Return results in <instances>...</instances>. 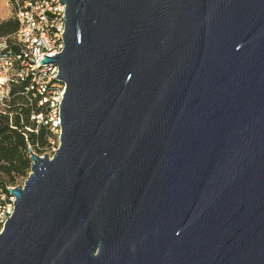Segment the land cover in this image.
<instances>
[{
	"label": "water",
	"instance_id": "1",
	"mask_svg": "<svg viewBox=\"0 0 264 264\" xmlns=\"http://www.w3.org/2000/svg\"><path fill=\"white\" fill-rule=\"evenodd\" d=\"M60 1L59 146L0 264H264V0Z\"/></svg>",
	"mask_w": 264,
	"mask_h": 264
},
{
	"label": "built area",
	"instance_id": "2",
	"mask_svg": "<svg viewBox=\"0 0 264 264\" xmlns=\"http://www.w3.org/2000/svg\"><path fill=\"white\" fill-rule=\"evenodd\" d=\"M9 7L16 30L0 37V114L1 108L22 97L31 110L30 121L56 138L57 142L47 137V147L38 155L52 158L59 146L65 85L56 79V65L39 63L43 56L53 57L64 48L65 5L60 0H9ZM17 86L20 91L13 92ZM27 149L32 151L29 145ZM18 186L23 185L0 187V235L14 212L15 197L9 190Z\"/></svg>",
	"mask_w": 264,
	"mask_h": 264
},
{
	"label": "trees",
	"instance_id": "3",
	"mask_svg": "<svg viewBox=\"0 0 264 264\" xmlns=\"http://www.w3.org/2000/svg\"><path fill=\"white\" fill-rule=\"evenodd\" d=\"M15 30L16 23L13 19L0 23V37ZM19 91L20 87L13 88V92ZM30 111L22 97H16L7 109L1 111L0 187L20 185L15 183L16 178L25 181L30 169L27 146L29 145L35 154L40 155L47 147V137H51L45 128L30 121Z\"/></svg>",
	"mask_w": 264,
	"mask_h": 264
},
{
	"label": "rangeland",
	"instance_id": "4",
	"mask_svg": "<svg viewBox=\"0 0 264 264\" xmlns=\"http://www.w3.org/2000/svg\"><path fill=\"white\" fill-rule=\"evenodd\" d=\"M9 4V0H0V18L3 16V15H5L6 13H7V11H9L11 8H8L6 5H8ZM3 110V108H1V111ZM51 139L53 140V141H56V138H54V137H52L51 136ZM57 142V141H56ZM28 174H29V172H28ZM27 174V175H28ZM0 177H1V175H0ZM22 182V183H21ZM15 183H20V184H22L23 185V183H24V180L22 181V179L21 178H16V181H15Z\"/></svg>",
	"mask_w": 264,
	"mask_h": 264
},
{
	"label": "crops",
	"instance_id": "5",
	"mask_svg": "<svg viewBox=\"0 0 264 264\" xmlns=\"http://www.w3.org/2000/svg\"><path fill=\"white\" fill-rule=\"evenodd\" d=\"M8 8H10L9 7V4L8 5H6ZM9 19H13L12 18V13H11V9L9 10V11H7V13L5 14V15H3L1 18H0V23H2V22H4V21H7V20H9Z\"/></svg>",
	"mask_w": 264,
	"mask_h": 264
}]
</instances>
